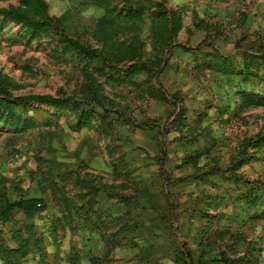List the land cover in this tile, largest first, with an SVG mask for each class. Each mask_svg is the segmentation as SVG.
<instances>
[{
    "label": "rangeland",
    "instance_id": "rangeland-1",
    "mask_svg": "<svg viewBox=\"0 0 264 264\" xmlns=\"http://www.w3.org/2000/svg\"><path fill=\"white\" fill-rule=\"evenodd\" d=\"M44 1L43 29L0 14V195L44 200L0 221V264H264V0Z\"/></svg>",
    "mask_w": 264,
    "mask_h": 264
},
{
    "label": "trees",
    "instance_id": "trees-1",
    "mask_svg": "<svg viewBox=\"0 0 264 264\" xmlns=\"http://www.w3.org/2000/svg\"><path fill=\"white\" fill-rule=\"evenodd\" d=\"M23 4L26 6V8L11 7L10 9L1 10L0 14L6 20L21 23L24 26L32 29H43L49 26L48 23L49 20L47 19V15H46L47 5L44 0H23ZM141 10L142 9L139 8L136 9L130 8L129 10H127L128 12L126 14L120 12L115 16H111L104 19L101 22V26H100L101 30L99 33L100 38L103 37L102 41L107 42L109 44H111V42H114L113 40L114 33H116L117 30L118 31L123 30L122 24L124 23L130 24V30L136 28V25L138 24L141 18V12H142ZM160 17L163 18L162 30L166 34V39L170 41L175 36L178 30V24H179L177 22L178 16L171 15V17H169L167 12L165 13L164 11L160 13ZM131 37L133 38L129 37L128 40H124L121 43L115 41V43L112 46L114 53L112 55L113 57L111 59V62L118 63L123 61H134V59L138 55L141 44L136 34ZM85 52H86V56L92 59L104 58L102 56L103 51L98 52L87 49ZM217 67H220V69H218L219 72L221 71L226 72L229 69H231L230 67H226L223 64L222 66L221 64H219L217 65ZM144 69H146V66L139 65L138 63H134L133 65L130 66V70L132 71V73H137L143 71ZM242 74L244 75V73ZM2 94L5 97H7V99L11 97L10 93L5 88H3L2 90ZM34 98L37 102H40L41 104H54L57 102L52 97H47V96H38ZM4 102L5 104H9L10 108H13L16 104H19L18 102H12V103H8L9 101H4ZM43 204H44V200L42 198L21 197L19 201L12 203L8 201L4 196L0 195V221L8 222L11 213H13L15 209H19L27 217H33L36 213L39 212Z\"/></svg>",
    "mask_w": 264,
    "mask_h": 264
},
{
    "label": "crops",
    "instance_id": "crops-1",
    "mask_svg": "<svg viewBox=\"0 0 264 264\" xmlns=\"http://www.w3.org/2000/svg\"><path fill=\"white\" fill-rule=\"evenodd\" d=\"M217 73V72H216ZM219 74V73H218Z\"/></svg>",
    "mask_w": 264,
    "mask_h": 264
},
{
    "label": "built area",
    "instance_id": "built-area-1",
    "mask_svg": "<svg viewBox=\"0 0 264 264\" xmlns=\"http://www.w3.org/2000/svg\"><path fill=\"white\" fill-rule=\"evenodd\" d=\"M40 206V205H39Z\"/></svg>",
    "mask_w": 264,
    "mask_h": 264
}]
</instances>
